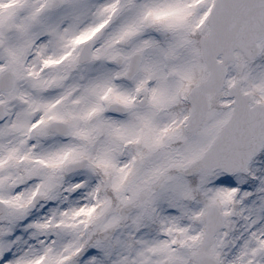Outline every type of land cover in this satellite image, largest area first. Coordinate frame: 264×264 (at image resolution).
<instances>
[{
  "label": "snow or ice",
  "instance_id": "obj_1",
  "mask_svg": "<svg viewBox=\"0 0 264 264\" xmlns=\"http://www.w3.org/2000/svg\"><path fill=\"white\" fill-rule=\"evenodd\" d=\"M0 264H264V0H0Z\"/></svg>",
  "mask_w": 264,
  "mask_h": 264
}]
</instances>
